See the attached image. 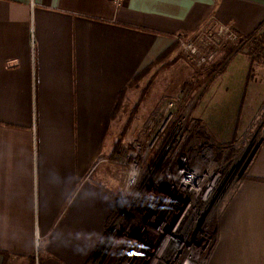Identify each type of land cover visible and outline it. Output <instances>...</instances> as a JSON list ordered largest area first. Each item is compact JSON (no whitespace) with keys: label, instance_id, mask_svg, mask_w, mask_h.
<instances>
[{"label":"crops","instance_id":"crops-1","mask_svg":"<svg viewBox=\"0 0 264 264\" xmlns=\"http://www.w3.org/2000/svg\"><path fill=\"white\" fill-rule=\"evenodd\" d=\"M210 16L248 36L264 0H0V264H101L130 84ZM258 149L206 208L203 264H264Z\"/></svg>","mask_w":264,"mask_h":264},{"label":"rangeland","instance_id":"rangeland-1","mask_svg":"<svg viewBox=\"0 0 264 264\" xmlns=\"http://www.w3.org/2000/svg\"><path fill=\"white\" fill-rule=\"evenodd\" d=\"M259 25L256 36L263 34L264 20ZM232 30L239 42L216 51L218 55L208 64L196 66L174 41L175 54L160 60L130 84L134 106L128 109L131 112L129 122L123 131L120 125L118 160L119 164H127L126 177L130 173L129 165L135 160V172L139 174L135 192L140 189L139 196L140 183L154 181L169 161L171 149L163 158L165 151L161 152V148L171 131L175 132V136H171L173 143L183 138L188 142V149L194 137L197 140L206 138L215 146L220 158L225 156L213 171L219 174L210 201L214 210L228 181L247 172L250 161L247 166L246 161L253 150L256 152L259 148V158L264 156V54L257 48L262 45L252 40L245 44V36L240 35L233 24ZM234 130L236 134L232 136ZM126 147L129 149L122 151ZM136 147H139V155L134 159L132 154ZM230 152L229 162L226 156ZM210 211L202 214L205 220L210 217ZM110 245L106 236L101 246L106 255L102 254L101 264H107Z\"/></svg>","mask_w":264,"mask_h":264},{"label":"built area","instance_id":"built-area-1","mask_svg":"<svg viewBox=\"0 0 264 264\" xmlns=\"http://www.w3.org/2000/svg\"><path fill=\"white\" fill-rule=\"evenodd\" d=\"M123 1L113 3L120 6ZM174 39L198 67L213 61L225 45L239 42L232 24L221 23L214 16L207 18L191 37L179 33ZM174 133L166 135L161 148L165 151L163 158L171 149L169 161L154 181L140 183L141 196L140 189L135 192L139 175L135 160L129 165L121 203L106 234L111 243L107 264H203L212 235L202 214L210 203L219 177L213 171L220 162L208 139L194 137L186 149L188 142L183 138L176 140L177 144L172 142ZM138 149L132 154L134 159Z\"/></svg>","mask_w":264,"mask_h":264},{"label":"trees","instance_id":"trees-1","mask_svg":"<svg viewBox=\"0 0 264 264\" xmlns=\"http://www.w3.org/2000/svg\"><path fill=\"white\" fill-rule=\"evenodd\" d=\"M257 30L256 31H254L253 33H251L250 35H248V36H245L244 37V42H245V44H247L248 42V40H252V41H254V42H257L259 45L261 44L262 45V47L260 48V47H257L258 49H260V50H262V52H263V54H264V32H263V34L262 35H260V34H258V36H256L257 35ZM251 36H253V37H251ZM176 46V44L174 43V45L171 47V48H173V47H175ZM170 48V49H171ZM257 48H256V52H257ZM170 49H168L167 51H165V52H162L154 61H152V63L150 64V66H148V67H146L144 70H142L138 75H136V77H135V79L136 78H139L141 75H142V73H146V72H148V71H150V69H151V67L153 66V65H157V64H159L163 59H165L167 56V54L170 52ZM226 50H228V48L226 49ZM262 52H259V53H262ZM258 53V52H257ZM256 54V53H255ZM257 55V54H256ZM161 60V61H160ZM158 69V68H157ZM157 69H155V70H157ZM154 73V72H153ZM198 135H202V133H199ZM197 136V135H196ZM203 145V144H202ZM216 157L219 159L220 158V155H216ZM231 157V152H230V155H228V156H226V159L227 160H229V158Z\"/></svg>","mask_w":264,"mask_h":264},{"label":"water","instance_id":"water-1","mask_svg":"<svg viewBox=\"0 0 264 264\" xmlns=\"http://www.w3.org/2000/svg\"><path fill=\"white\" fill-rule=\"evenodd\" d=\"M255 149L253 150V152L251 153V155L249 156V159L247 160V162L250 160V158L252 157L253 153H254Z\"/></svg>","mask_w":264,"mask_h":264},{"label":"flooded vegetation","instance_id":"flooded-vegetation-1","mask_svg":"<svg viewBox=\"0 0 264 264\" xmlns=\"http://www.w3.org/2000/svg\"><path fill=\"white\" fill-rule=\"evenodd\" d=\"M103 255H105V252L103 253ZM103 260H104V256L101 258L100 263H102Z\"/></svg>","mask_w":264,"mask_h":264}]
</instances>
